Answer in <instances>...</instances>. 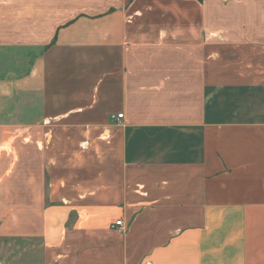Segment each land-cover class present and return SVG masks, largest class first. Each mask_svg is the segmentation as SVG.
Here are the masks:
<instances>
[{"label": "crops", "instance_id": "1", "mask_svg": "<svg viewBox=\"0 0 264 264\" xmlns=\"http://www.w3.org/2000/svg\"><path fill=\"white\" fill-rule=\"evenodd\" d=\"M0 242L264 264V0H0Z\"/></svg>", "mask_w": 264, "mask_h": 264}, {"label": "rangeland", "instance_id": "2", "mask_svg": "<svg viewBox=\"0 0 264 264\" xmlns=\"http://www.w3.org/2000/svg\"><path fill=\"white\" fill-rule=\"evenodd\" d=\"M0 261L2 264H38L37 242H0Z\"/></svg>", "mask_w": 264, "mask_h": 264}, {"label": "built area", "instance_id": "3", "mask_svg": "<svg viewBox=\"0 0 264 264\" xmlns=\"http://www.w3.org/2000/svg\"><path fill=\"white\" fill-rule=\"evenodd\" d=\"M123 116L122 113H117V114H110L109 118L111 120H118ZM111 228L118 229V230H123L124 229V223L122 222L121 219L114 220L111 225Z\"/></svg>", "mask_w": 264, "mask_h": 264}]
</instances>
